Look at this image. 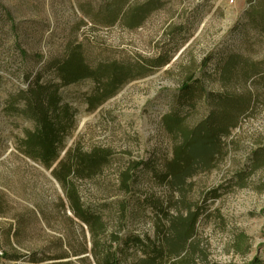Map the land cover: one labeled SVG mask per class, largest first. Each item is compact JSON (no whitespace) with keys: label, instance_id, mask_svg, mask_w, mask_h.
Instances as JSON below:
<instances>
[{"label":"rangeland","instance_id":"obj_1","mask_svg":"<svg viewBox=\"0 0 264 264\" xmlns=\"http://www.w3.org/2000/svg\"><path fill=\"white\" fill-rule=\"evenodd\" d=\"M110 10L122 14L108 24ZM69 48L94 64L148 75L93 112L84 101L92 81L60 90L75 111L61 157L75 145L107 152L97 174L64 186L53 168L19 152L33 126L7 114L5 100ZM228 58L232 70L223 76ZM158 60L167 64L153 68ZM254 69L263 73L243 82V72ZM0 76V264H95V242L126 264L142 256L140 247L122 250L128 238L154 240L157 227L167 226L155 213L161 205L168 217L200 210L195 264H264V0H0ZM53 77L47 73L41 82L56 83ZM188 80L204 98L192 110L178 109L187 128L210 116L211 95L258 97L221 140L220 155L177 188L159 178L177 140L164 118ZM71 188L85 209L101 216L103 235L93 240L75 217Z\"/></svg>","mask_w":264,"mask_h":264},{"label":"trees","instance_id":"obj_2","mask_svg":"<svg viewBox=\"0 0 264 264\" xmlns=\"http://www.w3.org/2000/svg\"><path fill=\"white\" fill-rule=\"evenodd\" d=\"M149 9L150 7L138 12L134 23L140 24L150 12ZM119 12L122 14V10H116L115 14L114 10L107 11L109 15L114 14L108 24L116 21L115 16ZM233 61V58L226 60L227 64L221 70L223 76L230 74L232 68L229 66ZM152 63L153 68H161L167 61L158 60ZM47 73L55 75L53 79L57 82H41L42 76ZM262 73L263 71L259 69L243 72V82L252 80ZM145 75L148 73L138 70L133 72L132 68L127 66L102 62L94 64L83 56L80 49H67L49 68L42 69V73L31 79L27 77L26 90L5 100L7 114L22 117L33 126V130L26 131L18 143L19 152L48 169L53 168V175L64 186H68L74 179H85L97 174L106 163V151L95 149L83 152L80 146L75 145L61 157L65 150V139L70 135L74 125L75 111L64 101L60 90L83 80L92 81L93 89L84 101L87 111L93 112L112 98L123 85ZM196 83L188 80L181 85L171 113L164 118L166 131L177 140L173 146L172 158L164 165L159 178L164 182L169 180V185L177 188H181L187 178L208 167L214 157L220 155L221 140L227 138L230 131L237 127L239 118L250 109L251 103L258 97L249 93L248 102H244V98L230 92L211 95L210 116L207 120L187 128L178 109L187 107L192 110L197 101L204 98L203 92H198L200 86ZM262 151L256 153L252 170L257 168ZM155 177L158 175L155 174ZM68 200L71 202L73 214L89 228L93 240L103 235L102 232L106 228L101 216L90 209H85L72 188L71 192H68ZM156 211V214L164 217L167 226L157 227L154 240L128 238L123 243L122 250L140 247L142 256L126 264H195L193 253L197 248L195 238L200 210L187 211L186 214L176 217H168L162 205L156 208ZM116 240L118 239H114L113 242ZM94 245L91 251L95 264H120V255L109 254L111 249L105 243L102 244L104 247L102 250L98 242ZM101 251L105 253L102 258ZM120 253L122 254L121 250Z\"/></svg>","mask_w":264,"mask_h":264}]
</instances>
